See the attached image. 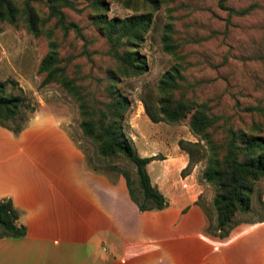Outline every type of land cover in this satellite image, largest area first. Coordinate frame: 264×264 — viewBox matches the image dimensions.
I'll use <instances>...</instances> for the list:
<instances>
[{"label":"rangeland","instance_id":"obj_1","mask_svg":"<svg viewBox=\"0 0 264 264\" xmlns=\"http://www.w3.org/2000/svg\"><path fill=\"white\" fill-rule=\"evenodd\" d=\"M13 1L19 8L17 21L0 23V80H11L9 89L23 96L26 103L23 110L29 123L44 101L45 108L69 113V131L80 145L91 144L82 136L77 102L60 83L43 84L45 73H39V65L49 52L52 40L57 44L66 75L89 92L102 95L108 77L117 72L120 82L115 89L130 100L124 130L141 156H150L152 149L158 147V160L164 159L163 152L175 157L180 150L179 140L191 137L190 141H199L189 128L190 114L185 121L173 124L155 123L145 112V100L157 106L160 79L178 61L182 64L184 79L180 80L182 87L175 92V97L190 103H206L210 113L219 120L214 130L217 139L226 134L227 126L248 130L255 123H264L263 115L256 110L257 106L264 107V0H105L108 18L152 14L148 29L130 43L145 60L144 69L137 74L126 71L111 59L107 38L95 22V14L100 11L94 7V0H70L72 5L62 7L67 22H74L79 28V31L72 28L68 33L56 17L50 16L46 0ZM33 12L42 27L38 35L27 20V15ZM165 33L172 36L174 54L165 49ZM90 150L96 149L91 146ZM205 150L202 148L197 155L198 162L191 169H196L194 179L198 188L194 193H199L194 204L206 208L205 233L213 236L207 233L208 226L216 223V214L214 189L202 178L207 160ZM109 162L130 171L137 179L136 167L128 159L119 156ZM147 168L154 175L161 170L158 162ZM167 208L152 210L156 220L153 224L148 218L139 217L136 221L132 217V224L127 226L126 211L130 210L120 201L116 212L112 210L116 213L113 230L101 231V235H106L112 230L108 241L120 248L116 251L114 247L116 258L111 256V262L140 264L128 260L125 252L132 249L126 242L138 241L140 250L155 255V259L162 258L163 264H198L207 259L219 264L263 263L264 180L256 185L251 212L237 214L239 223L234 238L248 228H258L228 246L215 249L205 246L198 238L199 232L187 224L183 226L181 219L175 220L174 229H178L175 235L163 230L167 223L171 224L170 219L166 216L161 221L157 213ZM166 244L168 252L164 249Z\"/></svg>","mask_w":264,"mask_h":264},{"label":"trees","instance_id":"obj_2","mask_svg":"<svg viewBox=\"0 0 264 264\" xmlns=\"http://www.w3.org/2000/svg\"><path fill=\"white\" fill-rule=\"evenodd\" d=\"M46 2L49 4L50 16L57 18V23L65 33L72 28L79 31L77 24L67 22L62 10V7L72 5L70 0ZM94 7L100 11L95 14V22L107 38L111 59L117 65H123L126 71L130 70L134 74L141 72L145 67V60L130 43L138 40L148 29L152 14H135L123 19L108 18L105 0H94ZM19 15V8L13 0H0V23L4 20L15 23ZM27 20L31 30L38 35L42 27L38 23L37 14L29 13ZM163 42L166 51L176 53L170 33L164 34ZM181 67V61H178L162 75L158 85L157 106H152L145 100V112L155 123L173 124L185 121L190 114L188 125L199 141L179 140V147L189 156V163L182 174L191 171L198 162L197 155L205 147L207 160L202 178L214 189L213 207L216 214V223L208 226L207 233L225 239L239 223L237 214L251 212L256 185L264 180V123H255L248 130L227 126L226 134L222 139H217L214 130L218 127L219 120L210 113L209 106L204 102L190 103L185 98L175 97V92L182 87L180 80L184 79ZM39 73H45L43 84L60 83L77 102L82 136L92 145H80L77 139L75 141L77 147L85 153L89 167L96 171H116L122 174L127 181L130 197L139 210L152 211L168 207L169 198L153 184L147 168L151 161L157 159V155L141 156L133 145V139L125 133L130 100L115 89V85L120 82L117 72H112L113 75L108 77L102 95L95 91L89 92L77 84L74 78L66 75L65 66L59 61L57 44L52 40L49 52L39 65ZM11 83V80H0V125L18 135L29 122L23 110L26 106L25 99L9 89ZM256 110L264 118V107L257 106ZM91 146L95 147L94 152L90 150ZM119 156L135 165L137 179L133 178L130 171L109 162ZM136 183L138 187L135 186ZM202 207L206 212V208ZM20 218L21 212L11 198L0 199V238L24 237L27 228L20 222Z\"/></svg>","mask_w":264,"mask_h":264},{"label":"crops","instance_id":"obj_3","mask_svg":"<svg viewBox=\"0 0 264 264\" xmlns=\"http://www.w3.org/2000/svg\"><path fill=\"white\" fill-rule=\"evenodd\" d=\"M44 104L41 101L42 108L19 135L0 125V199L13 200L21 212L20 222L27 228L24 237L0 238V264H116L110 257L116 258L115 248L116 251L120 248L108 240L119 202L123 201L130 210L126 211L127 226L139 217L155 223L153 211L139 210L122 174L91 169L69 131V113L53 111ZM157 149H152L150 156L157 155ZM179 149L175 157L163 152L164 159L148 164H160L161 170L156 175L149 174L153 184L170 199L169 208L157 213L161 221L166 216L170 219L171 224L167 223L163 230L175 235L178 230L174 229L175 220L181 219L183 226L187 224L199 232L198 238L205 246L215 249L237 242L258 228H248L236 239L237 228L225 239L207 235L206 212L194 204L199 194L194 193L198 188L194 179L196 169L182 175L189 156ZM105 229L112 230L101 235ZM126 244L132 248L125 249L128 260L163 264L162 258L155 259V255L140 250L138 241ZM164 249L168 252V244ZM206 263L219 264L208 259L198 262Z\"/></svg>","mask_w":264,"mask_h":264}]
</instances>
